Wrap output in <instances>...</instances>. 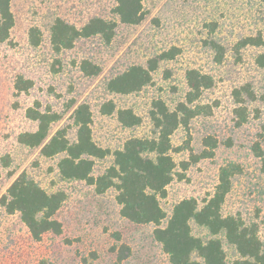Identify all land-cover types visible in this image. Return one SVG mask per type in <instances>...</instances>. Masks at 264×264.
Listing matches in <instances>:
<instances>
[{
	"label": "rangeland",
	"instance_id": "rangeland-1",
	"mask_svg": "<svg viewBox=\"0 0 264 264\" xmlns=\"http://www.w3.org/2000/svg\"><path fill=\"white\" fill-rule=\"evenodd\" d=\"M115 0H11L14 25L9 39L0 43V199L11 183L26 173L46 192L62 191L66 200L57 211L60 235L48 233L39 241L30 236L19 215L8 214L0 205V264H170L161 245L153 238L154 225H136L120 216L116 191L95 193L82 181H63L57 164L62 155L44 158L40 149L18 143L25 132H34L37 123L26 113L39 104V110L51 109L61 115L51 134L69 126L68 138L75 141L70 116L80 104L92 113V138L110 152L123 147L130 138H151L149 118L152 103L162 100L173 110L184 102L188 92L185 78L194 69L211 77L212 87L205 90L196 105L205 106L206 115L194 117L188 129L179 127L171 136L173 148L189 146L194 154L204 150L203 141L217 142L212 158L190 164L182 171L180 163L189 160V152H172L176 172L184 174L166 188L160 206L166 213L164 227L176 204L195 199L199 206L212 196L219 170L226 165L239 167L232 188L222 207L224 216H239L258 228L264 242V173L251 148L259 141L264 121V73L256 65L261 49L246 47L236 51L240 40L261 35L264 39V0H144L146 12L138 25H126L114 15ZM62 19L81 28L92 18L115 21V35L109 44L99 36L82 39L70 50L56 53L50 46V27ZM38 28L42 39L30 44L29 31ZM214 42L224 51L216 63ZM168 53L171 59L158 62L149 85L141 91L122 96L110 94L108 80L131 66H146L153 58ZM98 66L97 76H86L81 63ZM31 81L26 92H17L15 83ZM248 87L253 101H246L247 120L238 125L234 91ZM111 101L116 110L129 109L141 122L124 128L116 112L102 115L101 106ZM113 157L95 161L92 175L97 177L112 165ZM196 237L206 231L191 225ZM227 260L236 258L224 246ZM119 256H125L118 262Z\"/></svg>",
	"mask_w": 264,
	"mask_h": 264
},
{
	"label": "trees",
	"instance_id": "trees-1",
	"mask_svg": "<svg viewBox=\"0 0 264 264\" xmlns=\"http://www.w3.org/2000/svg\"><path fill=\"white\" fill-rule=\"evenodd\" d=\"M144 0H115L113 13L119 22L126 25H138L145 16ZM11 0H0V43L9 39L14 25L10 9ZM117 23L101 18H92L81 28L68 24L60 18L54 20L50 27V46L59 53L70 50L82 39L99 36L109 44L115 35ZM42 39L38 28H31L29 41L37 47ZM216 63L224 57L223 48L212 42ZM246 47L262 50L256 59V65L264 73V39L261 35L243 38L236 45V51ZM171 59L168 53L150 59L146 66H131L122 73L112 77L105 89L110 94L130 95L141 91L150 84L152 72L156 71L158 62ZM81 70L86 76H97L98 66L87 61L81 63ZM188 92L184 102L170 110L162 100H155L149 113L153 127L151 138H130L119 150L110 152L95 144L92 138V113L87 104L78 105L70 116L75 128V141L68 138L69 126L61 127L51 134L53 125L62 118L61 115L47 108L39 110V104L27 110V117L37 123L34 132H25L18 136L20 145L31 149H40L44 158L62 155L57 164L59 177L63 181H82L94 187L95 193L104 194L110 189L116 191L115 200L120 206V216L136 225H154L153 238L158 242L170 264H264V242L254 224H246L239 216H224L222 207L231 191L234 176L239 172L238 166L226 165L220 168L218 183L212 196L204 200L201 206L195 199H185L176 204L166 225L161 227L166 213L160 206V199L166 197L167 186L174 181L183 180L184 174L176 172L177 164L172 152H189V160L180 163L182 171L190 164L202 159L212 158L217 147L216 140L204 139V150L194 154L189 146L173 148L170 138L179 128L188 129L190 121L198 115H206V107L195 102L202 93L211 88V77L191 69L185 75ZM32 87L31 81L21 78L15 83L17 92H26ZM244 94L253 101L251 90L244 86L234 91L238 108L235 110L238 125L247 120L243 100ZM102 115L116 112L117 121L124 128H134L141 122L140 118L129 109L116 110L113 102L104 103ZM259 141L252 145L254 156L260 160L264 173V121L260 126ZM112 156V165L103 174L93 177L95 161ZM1 175V174H0ZM66 200L62 191L48 193L30 176L21 173L8 187L0 199V205L8 214H18L20 221L27 228L33 240L39 241L51 233L60 235L62 226L55 219L57 211ZM206 231L204 237H196L191 225ZM224 246L236 255L232 261L227 260ZM125 256H119L118 262Z\"/></svg>",
	"mask_w": 264,
	"mask_h": 264
}]
</instances>
